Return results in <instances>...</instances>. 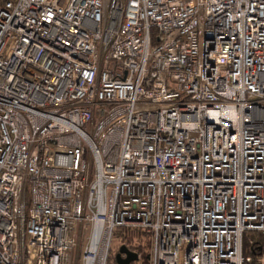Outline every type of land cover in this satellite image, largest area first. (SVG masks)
Returning a JSON list of instances; mask_svg holds the SVG:
<instances>
[{
  "label": "built area",
  "instance_id": "2783aa9c",
  "mask_svg": "<svg viewBox=\"0 0 264 264\" xmlns=\"http://www.w3.org/2000/svg\"><path fill=\"white\" fill-rule=\"evenodd\" d=\"M118 228L264 264V0H0V264H108Z\"/></svg>",
  "mask_w": 264,
  "mask_h": 264
},
{
  "label": "rangeland",
  "instance_id": "374dc122",
  "mask_svg": "<svg viewBox=\"0 0 264 264\" xmlns=\"http://www.w3.org/2000/svg\"><path fill=\"white\" fill-rule=\"evenodd\" d=\"M77 229H78V231H80V229H81V227L79 226V224L77 225ZM91 230H92V227H91L90 224H85L84 225L83 232H81V236L79 238L80 243L74 249V255L75 256L78 257L80 255V252H81L82 248H83V245L86 244V243H88V240H89V237H90V234H91ZM135 231H137V230H135ZM142 237L144 238L143 244L145 246L148 245L147 234L146 233L143 234ZM139 238H140V236L139 237L138 236L136 237V244H139V240H140ZM122 244H123V234L120 233V232L114 233L113 234V237H112V242H111L112 253L114 255L118 252V250H119V248H120V246ZM148 249L150 250L151 247H148ZM145 250L146 249H143V251H145ZM80 264H84V261H83V257L82 256L80 258ZM111 264H116L113 258L111 259ZM131 264H142V263H141V261L136 260V261L132 262ZM179 264H183V254L182 253H181V256L179 258Z\"/></svg>",
  "mask_w": 264,
  "mask_h": 264
},
{
  "label": "trees",
  "instance_id": "16d2710c",
  "mask_svg": "<svg viewBox=\"0 0 264 264\" xmlns=\"http://www.w3.org/2000/svg\"><path fill=\"white\" fill-rule=\"evenodd\" d=\"M124 228H118L114 231V233L116 232H120L123 234V243L126 244L127 247H129L130 249H132L133 251L135 252H139V251H142L143 252V258L141 261L142 264H149V259H148V256L150 254V250L148 249V247H151V244H150V239L147 235V238H148V245H144L143 244V241H144V238L142 237L143 234H145V232H142V231H129V230H126ZM139 237L140 236V240H139V244H136V237ZM251 236H253L255 239L258 240V242L261 240V237L257 236L256 234H252ZM264 241V239H262ZM247 244V242H246ZM260 242L258 244H256V246L254 247V249L257 247L259 249L260 247ZM143 249H146L145 251H143ZM114 259L115 263L117 264V261L115 259V255L113 253H110L109 254V259H108V264H111V259Z\"/></svg>",
  "mask_w": 264,
  "mask_h": 264
},
{
  "label": "water",
  "instance_id": "95a60500",
  "mask_svg": "<svg viewBox=\"0 0 264 264\" xmlns=\"http://www.w3.org/2000/svg\"><path fill=\"white\" fill-rule=\"evenodd\" d=\"M117 264H131L138 259L137 252L131 250L125 244H122L115 254Z\"/></svg>",
  "mask_w": 264,
  "mask_h": 264
}]
</instances>
